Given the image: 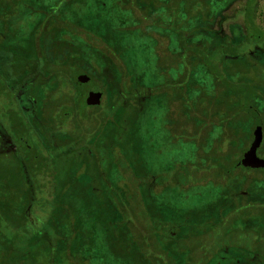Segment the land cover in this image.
<instances>
[{"label":"rangeland","instance_id":"1","mask_svg":"<svg viewBox=\"0 0 264 264\" xmlns=\"http://www.w3.org/2000/svg\"><path fill=\"white\" fill-rule=\"evenodd\" d=\"M73 1L69 6H61L62 10L58 16V21L67 23L69 27H63V29L59 31L57 29L56 31L57 35L58 33L65 35V38L70 42H61L58 48L61 53H66L68 50L71 55L77 56L76 63L84 68L88 74H92L98 84V86L93 83L82 84L79 91L102 90L101 88L110 91L107 93L106 98L101 101V104L105 106L103 111L109 119L106 121L100 136L93 140L97 147L103 148L101 149L103 150L102 154H104L102 162L110 161L106 165L109 169L107 170L109 177H107L112 186L102 185L104 189H108L96 192L99 196L101 193V198L104 196L103 198L108 204L101 203L98 201L100 198L94 195L90 198L84 197L83 191H78L77 187L73 191L68 189V198H70L68 205H71L72 209L68 214L65 213L64 216H60L61 220L56 217L55 227L63 226L64 229L59 232V228H55L54 232H49L52 243L55 245L51 252L48 247L45 250L41 248V242L29 246L27 233L21 232L17 235V241L14 242L23 249L30 247L28 253L25 255L12 254L10 250H6L0 244V264H162L167 263L169 259L174 262L172 258L166 256L162 257L161 260L153 259L151 262L149 259L144 258V253H141L143 251L136 244L126 246L121 241H116L123 234L122 226L117 225L123 222L124 215V213H121L119 206L128 205L131 207L132 204L135 205L138 202L141 203V209L135 212L131 210L130 214L127 215H131L132 219L135 218L139 221V224L145 226H149L154 220L156 226H159L162 232L164 231L162 239L168 244L170 241L168 234L176 236L183 233L190 220L195 224H202L199 227L205 230L216 226L224 216L226 217L229 214L230 218L233 216L238 218L234 225L238 228L236 230L238 234L241 231L240 239L242 243L247 244L250 238L259 236V232L251 235L247 229L253 227L251 223L257 224L258 221L262 222L264 226V202L262 204L257 203L259 205L255 206L257 212H261L262 221L258 220L256 216H254L256 219L252 220L249 216V210L253 209V204L263 200L260 197H262V194L264 196V178L250 185V191L255 192L254 196L259 197V200L248 201V204L243 203L239 205L237 210L225 208V212L228 210L227 214L220 210V204L225 201L224 198L228 191H222L219 182L225 180L227 176L232 179L238 175L237 180L239 182L235 186V192H237L242 190L239 187L245 180L242 179L244 176L259 178L264 175V169H251L248 171V169L243 168L236 169L237 166L234 165L237 160H241L246 152L247 145L251 143L253 136L251 133L246 135L245 132H250L249 129L253 130V127L262 130L263 139L257 149V155L264 158V65L248 58V56H251L250 50L252 48L258 51L256 53L259 56H264L262 41L256 39L258 36L262 37L264 35L260 31V27L264 30V0H233L218 14L215 24L212 25L209 31L215 30L217 34L232 35V39L239 42L241 37L234 39L235 36L233 37V35L238 34V32L247 35L246 28L248 30V37L241 42L240 48L233 55L232 53L226 55L221 53V49L218 47L220 41L210 42L209 39L201 36L191 39V43L204 44L206 47L202 53H193L192 51L188 53L190 61L192 58L193 61L192 64L188 65L187 80L189 82L187 88H184L187 90L186 100L183 98V91L182 93L172 91V89L180 86V79L175 80L177 77L171 71V65L175 63L173 57L168 58V60L163 59L162 62L166 68L159 65L155 54L150 53V48L148 49L147 39L139 38L137 36L138 29L134 30L129 27L134 21L130 18V12L122 9L119 0ZM173 1L175 6H171V8H177L176 15L182 20V30H187L186 33H193L194 31H190L189 26L194 21V16L188 18L185 7L189 2L192 3L195 0ZM183 1H188V3ZM44 2L56 3L57 0H26L24 5L19 4L12 15L14 18L18 16V27L29 29L27 27L35 21L36 15L32 13L28 16V14L30 11L34 12L37 8L41 9ZM0 5L2 7V1H0ZM201 9L206 10L203 4H201ZM208 11H211L210 7ZM160 14L162 19L169 20L167 13L160 11ZM220 20L223 21L222 26L218 24ZM19 28L15 30L18 29L19 31ZM76 28L85 31L84 34L87 37L89 36L88 40L95 41L103 37L110 43L117 41L119 43L118 54L125 65L124 73L116 71V75L115 72L113 74L110 61L99 55L101 53L97 54L93 48H90L91 46H89L85 37L83 41L87 44H83L81 37L75 35ZM98 42L100 41L98 40ZM10 43L11 47L14 48L22 46L23 40L17 33ZM75 51L80 53H75ZM198 57L201 61L198 60ZM220 57L222 60H220ZM204 62L217 64L216 76L212 78L211 75L206 74ZM190 65H193L194 68H191ZM73 70L76 72L79 69L73 68ZM2 71L0 69V73ZM119 87H122L123 92H125L121 95L124 96L122 99L120 95L112 92L113 89ZM133 87L138 88L136 96H144V98H136L133 95ZM147 87H153L156 93L151 97L147 96L145 94ZM158 91H164L166 96ZM202 94L205 97L207 96L210 103L213 96H217V100L210 105L211 107H217V104H221L220 107L222 108L215 116L216 118H208L209 121H214L209 129L201 128L202 120L200 119L199 122L192 124L193 129L186 130L187 117L184 104L187 101L192 103L191 101L194 100V105H196L199 103ZM120 100L123 104L114 111L113 105ZM223 100H226L225 104ZM1 101L0 97V105L2 104ZM222 104L224 107L226 106L225 109ZM200 105H202V102ZM250 109L256 115L247 118L245 112ZM235 110L240 112L235 114ZM7 116L16 122L21 120V114L15 107L14 111ZM226 117L230 121L233 120L234 123H229ZM223 120L225 123L239 128L237 145L230 148V150L227 149L225 143L223 145V140L227 142V137H223L222 132L219 134L220 127L216 125V122L220 121L219 123H221ZM83 124L89 126L86 120L83 121ZM20 129L19 126L16 132L17 135H19ZM62 130L66 131L67 127ZM204 130H207V132ZM108 136L111 137V141ZM26 142L28 146L32 145L30 140ZM57 142L58 147H61L63 143L62 147L66 148V144L70 141L68 138H63L57 140ZM32 149L35 150L34 147ZM93 154L94 152H90L88 149H81L71 152L65 157L56 158L53 165V175L57 178V182L52 189L50 183H47L51 180L50 174L39 173L33 176L35 189L30 201L33 212L31 213L32 220L29 227L32 232L43 227L42 223L46 221L45 217L49 209V207L46 206V208L39 204V199H50L51 195L54 197L55 193L60 191L57 184L65 179V173H68V169L73 162L75 163V160L81 162L85 157L93 163ZM46 155L44 154L46 160L41 158L42 162H50L49 155ZM70 163L71 165H68ZM49 168L46 169L49 170ZM123 170H130L136 176L143 175L145 181H150V184L146 185V182H142L141 187L131 184L130 177L125 175ZM3 176L9 177L10 174L5 172ZM63 176L64 178H62ZM1 181L4 180L0 179V184ZM234 181H236V178L230 183ZM13 186L14 189L17 185L14 184ZM0 192L8 194L3 186L0 188ZM73 196L74 199L71 201ZM230 198L234 197L231 196ZM6 202L7 207L14 206L11 196L6 198ZM149 215L153 219H150ZM225 217L222 221H226L228 225L229 221ZM184 219H188V221H184ZM117 221L120 222L117 223ZM175 221H178L179 225L184 222L183 227L180 228L179 226L175 229V225H177ZM192 224H190L189 232L197 229ZM69 225L73 226L70 231ZM229 225L231 227L232 223L230 222ZM8 227L9 225L0 227V233L10 240L14 232L9 230ZM44 229L47 232L50 231L46 226ZM262 229L264 230V227ZM31 231L29 232L30 235L33 234ZM221 233L222 229L216 227L215 231L212 230L207 233V237L209 240L211 238L216 241ZM261 235L264 239V232L261 231ZM200 239L201 237L198 241ZM195 240L189 242L188 245L193 246L192 243L198 242ZM227 240L228 236L226 235L223 241ZM184 243L186 245V242ZM195 249L193 251L194 256L202 255V246ZM187 255L185 254V256ZM153 256L157 257V254ZM242 259L239 254L233 259L228 250H224L219 257L211 260L209 264H233V262L238 263L239 261H241L240 264L253 263L248 258L245 262H242Z\"/></svg>","mask_w":264,"mask_h":264},{"label":"trees","instance_id":"2","mask_svg":"<svg viewBox=\"0 0 264 264\" xmlns=\"http://www.w3.org/2000/svg\"><path fill=\"white\" fill-rule=\"evenodd\" d=\"M0 1H2L3 3L2 7H0V58L3 59V62L5 64L3 67L4 71L0 73V94L7 92L6 83L9 80L15 79L16 77L22 75L26 76V80H29L37 75V80H39V82L37 81V83H34L35 85L33 87V90L38 91L41 89L42 91L43 99L40 110L42 116L49 122H57V124L59 123L58 125H61V123L65 121L63 120V117H65V113L69 112L73 114L74 131L71 132V137H73L74 140L72 144L67 146L66 148L60 147L57 148V150L54 149L55 152L53 153V156H55L56 158L61 156L65 157V155H68L69 153H71V151L75 152L81 149H88L90 152H94L92 158L93 163H91L84 157L83 161L81 162H76L77 160H75V163L73 162L72 165L71 163L68 164L71 166L69 167V169L67 167L68 173H65V179H62V181L57 184V186L60 188V191H58V193H55L54 197L53 195H51L50 199H39L38 203L43 205L44 207H49V209L47 212V216L45 217L46 221H43L42 223L43 227L39 229L37 228L35 232H32L29 229L30 222L32 220L31 213L33 212L31 208L32 203H30V201L33 197V191L35 189V184L33 183L35 182V179L33 176L39 173L50 174L49 176L51 177V180L47 183H50L49 185L51 187H48L52 189V187L56 185L57 182V178L53 175V165L55 162H42L41 158L46 160V157L44 155H41V153L37 151L38 149L36 148V145H33L30 148L25 147V149H23L21 153L19 151H7L0 154V179L4 180L1 181L0 188L3 186V188L6 189V192L9 194L8 195L6 193L0 192V227H6L9 225L8 229L14 232L13 237H11L12 239L10 240H8L7 237L5 238L3 234L0 233V244H2L6 250H10L12 254H27L30 247L23 249L22 247H18V245L14 242L17 241V235L23 232L27 233L29 246L41 242V248L45 250L48 247L51 252V249L55 247V245L52 243V239L50 237L51 234L49 232H54L55 228H59V232L64 229L63 226L55 227L56 217L61 220L59 217L64 216L65 213L68 214L72 209V206L68 205L70 199L68 198L69 190L72 189L73 191L75 187H77L78 191H83V193L85 194L84 197L90 198L96 196L100 198V200L98 201H100L101 203H107L103 198L104 196H102L101 198L102 194L100 193L99 196L96 192L98 190L102 192L105 189H108H104L102 185L108 184L107 187H109L110 185L112 186V183H110V181L108 180L109 175L107 170L109 169L107 168L108 165H106L110 163V161L102 162L104 154H102L103 150L101 149L103 148L97 147V144H94L93 140H96L100 136V133H102L101 131L109 118L103 111V109H105V106H103V104L96 106H87L85 104L84 95L86 92L79 91V87L82 84H79L76 78L78 74H80L81 72H86V70L84 69L83 71L82 68L76 63V60L78 59L77 56L71 55L68 50L66 51V53H61L58 48L59 43L69 41L67 40V38H65V35H62L60 33H58L57 35V31H59L60 29H63V27H69L67 23H61L60 21H58V16L61 14L62 10L61 6H69L70 3L74 1L57 0L56 3L44 2L41 9L37 8L34 10V12L30 11L28 16L32 15V13L36 15L35 21L30 23V26L27 27L30 30L19 28V20H17L18 16L15 18L12 17L14 11H16V7L19 4L24 5L26 0ZM232 1L233 0H195L192 3L183 1L189 4H187V7H185V13H187L188 18L192 17L193 15L195 21L194 22L193 20H191L193 21L191 24L193 26H189V28H191L190 31L193 30L194 32L186 33L187 30H182L181 28L182 20L176 15L177 8H171V6H175V2L173 0H119L122 9H126L132 14L131 15L129 13L130 18L132 21H134V23H132L129 27L133 28L134 30L138 29L139 32L137 36L139 38H144L145 40L147 39L149 43L148 49L150 48V53L155 54L156 60L159 61V65H162L166 68L165 64H163L162 62L163 59L165 58L168 60V58L173 57L172 59L175 63L171 65V71L173 75L177 77L175 78V80L180 79V86L172 89V91H175V93H182L183 91L184 100H186L187 91L185 89L187 88V83L189 82V80H187L189 70L188 65L192 64L193 61V58L190 61L188 53H190L191 51L193 53H202L206 47L204 44L191 43L192 38L201 36L206 37L205 39H209L210 42L220 41V45H218V47L219 49H221V53H224V55L232 53L233 55L236 50L240 48L241 42L245 41L248 37L247 28V35L240 34V32L233 35V37L235 36L234 39L241 37V40L239 42H236L238 40L234 41L231 37L232 35H221L220 33L217 34L215 30L209 31L211 30L212 25L215 24L218 14L222 12L229 4H231ZM201 4H203L206 10L201 9ZM215 4L216 6H214ZM209 7L211 10L210 12L208 11ZM162 8H164L165 10ZM160 11H164L165 13H167L169 15V20L162 19ZM222 22L223 21L220 20L218 24L222 26ZM126 26L127 25H125V27ZM16 28H19L20 30H15ZM75 31V35L79 36V38L81 37V41L83 42V44H85V42L83 41L85 37L87 39V43L89 44V46H91L90 48H93V50L97 54L101 53L99 55H102L103 57L105 56L110 60V66L113 74L115 72L116 75V71L124 73L125 65L123 64V61L120 59V56L118 54L119 43H117V41H113L110 43L103 37L98 38L100 42H98V40L92 41L88 40L89 36L87 37L84 34L85 31H83L81 28H76ZM260 31L262 34H264V30L262 29V27H260ZM17 33L22 38L23 43L21 44L22 46L12 48L10 41H12L13 36H15ZM94 37L96 38V36ZM256 39L262 41L264 48V35L262 37L258 36ZM31 45H33L34 47H32ZM256 52L258 51L252 48L250 50L251 56H248V58H250L251 61L255 60L256 62H261L264 65V56H259ZM75 53L80 52L75 51ZM221 57L220 60H222ZM70 60H74V62L71 63ZM198 60L201 61L199 57ZM190 67L194 68L193 65H190ZM216 67L217 64H209V62L204 64L206 74L211 75L212 78L216 76ZM73 68H78L81 71L78 72L79 70H77L76 72H74ZM89 75L90 80L84 84L93 83L98 86L94 76L92 74ZM122 78L124 81V76ZM101 89L103 92V99H105L107 93H109L110 91L104 88ZM146 89L147 90H145V94L149 97L156 93L153 87H147ZM133 90V95L136 96L138 88L133 87ZM158 90H160L159 87ZM112 92L113 94L120 95L121 99L124 98V96H121L125 93L123 92L122 87H119L115 90L113 89ZM158 92H160L161 94H165L164 91ZM216 100L217 96L214 95L212 100L213 102L211 101V103H214V101ZM191 102L192 103H189L187 101L184 104L187 117L186 130L189 128L193 129L192 124L194 122H199L200 119L202 120L201 128L209 129L210 125L213 124L214 121L211 122L208 118H216L215 116H217L219 110L222 108L220 107L221 104H217V107H211L210 100L207 99V96L205 97V95L203 94L199 103L194 105V100ZM201 102L202 105H200ZM223 102L225 104L226 100H223ZM122 104L121 100L115 103L113 105V108H115L114 111H116V109H118V107H120V105ZM84 106L87 107L84 108ZM86 108L87 110H85ZM236 110L234 112H236L235 114H238L237 112L240 111ZM225 112L226 110L224 111V113ZM255 115L256 114H254L252 109L245 112V116L247 118L248 116L255 117ZM84 120L88 121L89 126H85V124H83ZM227 121L229 123H234V121H230L229 118H227ZM219 122L220 121L216 122V125L220 127L219 134L222 132L223 137H227V142L223 140V145L225 143L227 149L230 150V148L237 145L236 140L238 138L239 128H237V126L233 127L229 125V123H225L224 120L221 121V123ZM19 124V121L15 122V132H17L18 130ZM254 129L256 130L258 129V127H253V130L249 129L250 132H245L246 135H250L251 133V135L253 136V133L255 131ZM204 131L207 132V130ZM65 133L68 132L66 131ZM110 139L111 137L109 138V140ZM249 145H247V148L245 150L248 149ZM33 147L35 150L32 149ZM222 151L224 152L223 149ZM234 165L237 166L236 169H246L240 164L239 160H237ZM45 166L50 167L49 170H47V167L45 168ZM5 172L9 173L10 176L4 177L3 173ZM124 174L130 177L131 184L137 185L139 187H141L140 185L142 182H146V185L150 184V181H145L143 175L136 176V174L130 170H125ZM62 178H64V176ZM234 178H236V181L230 183L232 180H234ZM234 178L231 179L230 176H227L225 180L219 182L222 186L221 190L223 189L222 191H228L226 196L224 195L225 201L221 202L220 204V210L223 212H225V208L237 210L239 205L243 204V202L245 201L244 199H242L241 201H236L238 205L235 203V206H233L231 204V201H229L230 196L235 191V186L239 182V180H237L238 175ZM244 179L245 180L242 184H240L239 189H247L250 191V185L252 184V182L257 181V178L254 176H246ZM64 181L65 183H63ZM14 184L17 186L13 189ZM62 185L66 187L67 193L65 187ZM9 196L12 197L14 203V206L12 205L11 208L7 207L8 204L6 202V198H8ZM138 197L140 198L139 194ZM73 199L74 196L72 197L71 201H73ZM138 203H135V205L132 204L131 207H129L128 205L123 207L119 206V208L121 209V213H124V215L123 222L119 223L120 221H117V223H119L117 225L122 226L123 234H121V236L118 237L116 241H121V243L126 246H133V244H136L138 248L143 251L141 253H144V258L149 259L151 262L153 261V259L161 260L162 257L166 256L168 258H172L174 262H172L171 259H167V263L164 262L162 264H209L211 260L219 257L220 253L226 250L228 240L223 241L226 235L229 239L231 238V235L229 236V234H231L232 232L231 230L233 228L238 229L235 225L232 228L230 227V222L232 224H235V222L238 221V218H236L237 216H233L231 219L229 216L230 214L226 216L229 221L228 225L226 221L223 222V219L225 217L224 216L222 218L223 221L221 220V222L216 226H212V228H207L205 230H196L199 231L196 233H194L195 231L189 232V227L191 228L190 224L193 223L190 220L185 226L186 228L184 229L185 231H183V233H180L176 236H170V234H168V237L170 238L168 244L162 239V237L164 236V231L162 232V229H159L160 227L156 226L154 220L149 224V226H145L143 224H139V221H137L135 218L132 219L131 215H127L128 213L130 214L131 210L132 212H135L141 209V203ZM252 212H254L253 209H250L249 216L252 215ZM227 213L228 210L224 214ZM149 218L153 219L150 215ZM185 220L188 221V219H184V221ZM178 221L180 222V220ZM178 221H175L177 223V225H175V229L179 228V226L180 228H182L184 225V222L179 225ZM181 221L183 220L181 219ZM192 225L194 226V228H197V225L195 223H193ZM45 226L50 231L47 232L44 229ZM72 227V225H69V231L70 228L72 229ZM216 227L222 229V233L218 235V240L214 241L211 238L209 240V238L207 237V233L212 230L215 231ZM30 231L33 233L32 235L29 234ZM240 234L241 231L238 235ZM259 236H261V239L263 238L261 233L259 234ZM200 237L201 241H198ZM192 240L198 242L192 243L193 246H191V244L188 245V243L192 242ZM184 242H186V245ZM236 245L238 246V244ZM201 246L202 255H197V257L194 256L193 251L196 250L195 248ZM170 247L175 248L176 251L174 253L170 252ZM154 254H157V257L153 256ZM185 254L188 255L185 256ZM251 260L253 261L252 264H258L260 259L253 257L252 259L250 258V261ZM195 261H197V263H195ZM233 264H240V261L238 263L233 262Z\"/></svg>","mask_w":264,"mask_h":264},{"label":"flooded vegetation","instance_id":"3","mask_svg":"<svg viewBox=\"0 0 264 264\" xmlns=\"http://www.w3.org/2000/svg\"><path fill=\"white\" fill-rule=\"evenodd\" d=\"M31 46L34 47L33 45ZM70 62L73 63L74 60H70ZM4 65L5 64L3 62V59L0 58V69H2L3 71H4L3 69ZM82 70L84 71V68H82ZM80 74H86L90 77V75L87 72H81ZM37 78L38 76L35 75L32 79L26 80V76L22 75V76L16 77L15 79L9 80L6 83L7 92L0 94V97L2 99L1 101L2 104L0 105V154L5 153L7 151H19L21 153L23 149H25V147L30 148L31 146L36 145V148L38 149L37 151H39L41 155H44V154H47L46 156L49 155V158H50L49 160L51 161V163H53L56 160V157L53 156V153L55 152L54 149L57 150V147L59 146L57 140L68 138L70 142L66 144V147L71 145L74 140V138L71 137V132L74 131L73 114L69 112L65 113L64 115L65 117H63V120L65 121L61 123V125H58L59 123L57 124V122L52 123V122H49L47 119H45L42 116L41 111H40L42 99H43L42 91L41 89L38 91L33 90V87L35 85L34 83H37V81L39 82ZM90 90L92 89H89L88 91H86L84 95V101ZM94 91L102 92V90H94ZM136 98H144V96H136ZM102 99H103V92H102L101 101ZM87 106H92V105H87ZM14 107L21 114V120L19 121L20 122L19 126L21 127L20 129L21 131L19 135L16 134L15 132L16 129H14V125L16 121L9 119L7 116L10 112L14 111ZM65 127H67L66 131L68 132L66 134H65L66 131L62 130ZM5 138H7L8 140ZM27 140L31 141L32 143L31 146H28L26 142ZM61 145L63 146L64 144L62 143ZM251 169H259V168H251ZM251 169H248V171H250ZM263 178H264V175L257 178V180L261 181ZM252 183H256V182H252ZM254 193L255 192H251L247 189H242L237 192L234 191L233 194L231 195L234 198H230L229 201H231V204L233 206H235L236 201H241L242 199L245 200L243 202L244 204H248L249 200L250 201L259 200V197L257 198L256 196H254ZM261 198H263L264 200L263 194H262V197H260V199ZM263 200L257 201L254 204L252 203L254 205L252 207L254 212H252V215H250V218L252 220L256 219L257 217L258 220L262 221L261 212L259 211L257 212V210L255 209V206L259 205L260 203L262 204V202H264ZM254 215L256 217H254ZM251 224L253 225V227L247 229V231L250 232L251 235H253L256 232H259V233H261V231L264 232V230L262 229L264 227L262 225L263 224L262 222L258 221L257 224L256 223L255 224L251 223ZM196 225L198 228L196 230H199L200 228L199 226H201L202 224L200 225L196 224ZM232 227H234V224H232L231 228ZM200 230L202 229L200 228ZM236 230L237 229H234V228L231 230L232 231L230 234L231 238L228 239V244L226 247V250H228V252L232 255L233 259H235L236 255L239 254L240 257L243 258L242 262H245L246 258L252 259L253 257H255V258L260 259L258 264H264V255H263L264 254V241H263L264 239H261L259 238V236H257L255 238L254 237L250 238L247 244L245 242L242 243L240 239L241 235H238ZM196 232H199V231H195L194 233ZM236 244H238V246ZM169 249H170V252L172 253L176 251L175 248L170 247Z\"/></svg>","mask_w":264,"mask_h":264},{"label":"water","instance_id":"4","mask_svg":"<svg viewBox=\"0 0 264 264\" xmlns=\"http://www.w3.org/2000/svg\"><path fill=\"white\" fill-rule=\"evenodd\" d=\"M77 82L79 84L86 83L89 81L90 77L86 74H79L77 76ZM102 92L90 90L87 94L85 102L87 105H99L101 102ZM263 139V134L261 129H256L253 133V139L240 160V164L248 169L259 168L264 169V158L257 155V149L259 148Z\"/></svg>","mask_w":264,"mask_h":264}]
</instances>
